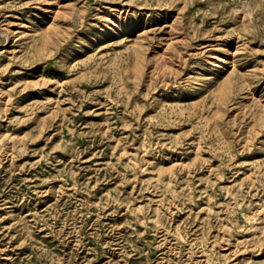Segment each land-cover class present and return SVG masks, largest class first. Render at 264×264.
<instances>
[{
    "label": "rangeland",
    "instance_id": "1",
    "mask_svg": "<svg viewBox=\"0 0 264 264\" xmlns=\"http://www.w3.org/2000/svg\"><path fill=\"white\" fill-rule=\"evenodd\" d=\"M0 128V264H264V0H0Z\"/></svg>",
    "mask_w": 264,
    "mask_h": 264
},
{
    "label": "bare ground",
    "instance_id": "2",
    "mask_svg": "<svg viewBox=\"0 0 264 264\" xmlns=\"http://www.w3.org/2000/svg\"><path fill=\"white\" fill-rule=\"evenodd\" d=\"M53 3V2H52ZM163 5V4H162ZM44 11V10H43ZM244 13V12H243ZM245 14H247V13H245ZM244 15V14H243ZM47 17V16H46ZM108 20V19H107ZM113 22V21H112ZM38 25V24H37ZM118 26V25H117ZM121 26V25H120ZM34 29V28H33ZM129 29V28H128ZM9 31H11V30H9ZM26 31V30H25ZM124 31V30H123ZM7 34H8V32H7ZM47 34V33H46ZM8 37H9V35H8ZM91 42V41H90ZM4 45V44H3ZM93 46V45H92ZM225 49H226V47H225ZM216 56V55H215ZM223 56V55H222ZM220 58V57H219ZM218 59V58H217ZM229 59V58H228ZM216 61V60H215ZM224 63V62H223ZM226 66V65H225ZM7 98V97H6ZM1 129V128H0ZM1 148V147H0ZM7 151V150H6ZM8 152V151H7ZM133 161H135V160H133ZM75 186V185H74ZM241 207V206H240ZM263 208V207H262ZM252 211V210H251ZM263 211H264V209H263ZM246 213V212H245ZM248 214V213H247ZM251 215V214H250ZM253 217V216H252ZM249 220V219H248ZM254 220V219H253ZM257 221V220H256ZM158 223V222H157ZM251 224V223H250ZM252 228V227H251ZM256 228H257V226H256ZM157 229H159V228H157ZM246 229V228H245ZM168 240V239H167ZM186 247V246H185ZM206 252V251H205Z\"/></svg>",
    "mask_w": 264,
    "mask_h": 264
}]
</instances>
